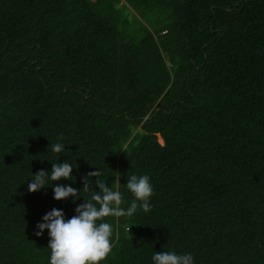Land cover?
Returning <instances> with one entry per match:
<instances>
[{
	"label": "trees",
	"instance_id": "obj_1",
	"mask_svg": "<svg viewBox=\"0 0 264 264\" xmlns=\"http://www.w3.org/2000/svg\"><path fill=\"white\" fill-rule=\"evenodd\" d=\"M112 2L156 17L129 32ZM66 161L71 180L29 192ZM99 170L125 209L129 176L154 192L151 211L105 218L101 264H264V0H0V264H49L37 225L76 215Z\"/></svg>",
	"mask_w": 264,
	"mask_h": 264
},
{
	"label": "clouds",
	"instance_id": "obj_2",
	"mask_svg": "<svg viewBox=\"0 0 264 264\" xmlns=\"http://www.w3.org/2000/svg\"><path fill=\"white\" fill-rule=\"evenodd\" d=\"M62 140L63 137H58ZM53 153L59 154L65 150L63 143L50 145ZM73 164L53 163L50 173L40 170L33 175L28 184L29 192L35 193L48 186V181L71 180ZM102 172L93 171L84 177L83 192H91L86 202L76 208V215L70 219L65 218V213L59 209H52L43 217V223L37 225L39 231L35 234L42 236L44 230L49 231L51 250L49 264H101L112 251L111 237L113 227L105 221L107 217H132L139 209L147 213L151 211L150 198L153 196V186L148 175L128 177L126 188L132 193L134 199L130 206L121 207L124 203L122 193L100 179ZM90 177H95V184L99 191L92 188ZM115 189V190H114ZM54 198L64 200L69 197L79 199L81 193L71 186L57 184L53 188ZM131 230V229H130ZM152 260L154 264H194L191 253L177 254L175 251L155 252Z\"/></svg>",
	"mask_w": 264,
	"mask_h": 264
},
{
	"label": "rangeland",
	"instance_id": "obj_3",
	"mask_svg": "<svg viewBox=\"0 0 264 264\" xmlns=\"http://www.w3.org/2000/svg\"><path fill=\"white\" fill-rule=\"evenodd\" d=\"M115 5L117 7H119L118 10L123 11V12L121 14H119V16L116 13L114 15V17L117 19L118 22H120L119 24L126 23L127 24V27H128V30L127 31H129V32H133L135 30L138 31V27H139V25L141 23H143V24H150V22H148L147 19L149 17L155 19V17H156V16H145V17H139L138 18L136 16L137 14L134 15L135 12L133 13L134 10L132 9V11H131V8L130 7L126 6V7H128V8H126L124 6L117 5L116 3H115ZM115 5H113V2H112L111 7L112 6L113 7L109 9V12H113V10H115ZM157 18H158L157 20H160V21L157 22L158 24H165V23H167L168 17L166 15H164V18L165 19L162 22H161L160 17H157ZM160 141H162V139H160Z\"/></svg>",
	"mask_w": 264,
	"mask_h": 264
}]
</instances>
